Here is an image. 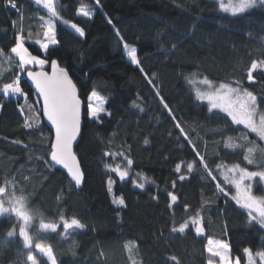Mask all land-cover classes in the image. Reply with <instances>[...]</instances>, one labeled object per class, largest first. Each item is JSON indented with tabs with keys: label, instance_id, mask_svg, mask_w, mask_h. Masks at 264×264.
<instances>
[{
	"label": "trees",
	"instance_id": "trees-1",
	"mask_svg": "<svg viewBox=\"0 0 264 264\" xmlns=\"http://www.w3.org/2000/svg\"><path fill=\"white\" fill-rule=\"evenodd\" d=\"M16 2L24 13L22 20L16 10L5 11L0 7V46L6 50L13 42V21L17 26L22 23L27 34L29 26L38 29V16L45 14L41 9L37 12L29 0ZM81 4L89 7L93 19L76 15ZM57 7L63 19L84 28L85 36L80 38L57 22L60 43L50 46L49 61L56 60L68 71L84 102L83 113L92 90L105 98V107L112 113L102 124L90 121L86 115L82 117V133L74 148L84 173L81 190L70 186L67 176L59 170L50 172L45 181L30 182L29 187L35 188L32 206L43 205L55 213L59 195L63 204L61 210L69 216H77L87 225L67 240L57 237L43 241L51 243L58 264H132V260L137 264H165L168 255H176L180 264H206L207 238L229 243L233 254L242 259L243 246L247 245L253 251L259 249L261 233L258 226H246V217L231 207L227 215L228 233H224V217L216 212L217 208H224L223 198L217 200L213 195L214 187L205 186L208 181L201 178L204 173L199 167L190 180L177 183L175 191L181 197V206L175 218L180 221L186 215L182 211L184 203L190 205L191 213L200 207L202 199L209 200L208 207L212 211L204 214L211 216V222L205 236L194 238L193 233L187 237L178 234L173 237L169 234L166 190H171V181L176 179L175 165L182 163V170H186V164L193 160L195 153L190 146L182 147L177 141L179 129L163 110L145 75L151 77L154 74L155 87L170 104L185 131L194 139L199 133L202 154L205 152L203 141L207 140L210 161L220 163L222 160L228 165L240 162V155H223L229 150L222 147L219 148L221 156H216L220 137L215 134V122L205 120L206 110L193 102L184 78L192 72L203 73L216 82L246 76L250 60L264 54V9L231 17L219 11L216 0H101L100 6L95 0H57ZM108 19H112L115 28L107 23ZM115 29L120 30L127 43L138 49L143 73L128 60ZM36 38L33 32L25 46L44 58L46 54L34 43ZM173 43L177 45L174 53L171 51ZM253 75L257 76V73ZM244 85L257 93L264 89V83L259 80L256 84H248L245 79ZM23 86L30 94L27 103L37 101L27 83ZM133 101L144 110L133 108ZM3 102L5 107L0 110V173L19 175L25 170L35 171L42 165L36 157L52 135L42 117L38 128L26 130L23 127L26 118L36 115L28 108L24 114L20 113L18 104L26 103L23 98L12 97ZM34 107L40 105L34 104ZM193 128L197 131L193 132ZM230 134L240 135L238 132ZM254 137L251 134L249 138ZM145 138L148 144L144 143ZM13 140L22 143L13 144ZM105 151H111L114 158L103 156ZM117 151L130 154L134 160L130 175L140 178L136 175L139 172L155 183L146 184L142 191L132 185V177L121 182L116 175L107 172L105 162L123 166L122 158L115 156ZM210 166L215 168V164ZM248 167L252 169V166ZM43 170L41 167L40 171ZM109 175L116 180L111 194L107 186ZM41 183L45 185L42 191ZM153 194L159 196L158 201L152 199ZM113 195H122L127 207L114 205ZM9 223L7 219L0 220V242L5 238ZM160 230L165 235L157 239ZM129 241L136 245L131 253L124 247ZM18 248L22 249V245L11 241L4 245L5 260L14 257L16 264H21L25 257Z\"/></svg>",
	"mask_w": 264,
	"mask_h": 264
},
{
	"label": "snow or ice",
	"instance_id": "snow-or-ice-1",
	"mask_svg": "<svg viewBox=\"0 0 264 264\" xmlns=\"http://www.w3.org/2000/svg\"><path fill=\"white\" fill-rule=\"evenodd\" d=\"M29 3L36 7L37 12L43 9L45 14L38 16V29L29 26L27 34H25L22 23L17 26L16 21H13V42L7 50L0 46V110L5 107L4 99L23 98L26 103L18 104L20 113L24 114L25 108H28L29 112L36 113L35 116L23 121V127L26 130L38 128L41 117H43L51 124L54 136L36 157L38 161H42V165H38L35 171L25 170L19 175L0 173V177H2L0 179V220L7 219L10 222L5 238L0 242V264H16L14 257H7V261L5 260L7 253L3 251V248L9 241L22 245V249H17L25 257L21 264H45L42 258H46V264H58L51 243L45 244L43 241L57 237L67 240L78 230H84L87 227L77 216H69L66 211L61 210L63 204L60 203L61 196L59 195L56 197L58 203L55 213L45 209L43 205L32 206L35 203V198L32 195L35 188L29 187L30 182L47 180L50 172L54 173L58 170L57 166L66 170L70 177V186L79 188L84 180V173L80 168L77 155L73 151V143L82 133L84 102L81 100L77 86L73 83L68 71L59 67L56 60L49 61L47 54L50 46L60 43L57 39V22L74 30L80 37L85 36V30L77 23L62 18L60 9L57 7V0H29ZM95 4L100 6L101 0H95ZM216 4L221 13L231 17L243 16L254 9H264V0H216ZM0 7L5 11L16 10L20 19H23L24 13L16 0H0ZM76 15L88 20L93 19V12L83 4L77 9ZM107 23L115 28L112 19H108ZM33 32L37 37L34 43L39 45V49L46 54L44 58L33 54L25 46L26 40L32 37ZM115 35L123 45V50L131 64L136 65L143 73L144 69L138 58V49L125 41L119 29H115ZM176 48L177 45L173 43L171 51L174 53ZM49 62L52 69L51 75L45 71L37 72L29 69V66H39L43 69ZM24 73H26V80L22 78ZM254 73H257V76H254ZM145 78L148 85L153 86L154 95L159 97L163 110L174 121V127L179 129L177 141L181 143L182 147L190 146L191 151L195 153L193 160L186 164V170H182V163L175 165L173 171L176 174V179L171 181V190H166L169 234L173 237L177 234L187 237L193 233L195 234L194 238L205 236L206 228L211 222V216L206 217L204 214L205 212L210 214L212 211L208 207L209 200L202 199L200 207L191 213L189 212L190 205L184 203L182 211L186 215L180 221L175 218V213L181 206V197L175 191L177 183L190 180L191 174L199 167L204 173L201 178L208 181L205 186L214 187L213 195L217 197V200L223 198L225 206L223 209L217 208L216 212L224 217L222 229L224 233L226 235L228 233L229 207L246 217V226H258L261 233L260 248L253 251L251 247H244L242 252L243 258H246V264H264V89L257 93L255 89L244 85L245 79L248 84H256L258 80L264 83V54L259 58H252L246 69V76L239 79L216 82L200 72H192L184 78L193 102L197 107L206 110L205 120L215 122V134L220 137L217 142L216 156H221L219 151L221 147L229 150L223 155L241 156L240 162L231 165L225 164L222 160L220 163L209 160L207 140L203 141L205 152L201 153L199 133L197 132V138L194 139L189 132L185 131L170 104L161 96L159 88L155 87L154 74L151 77L146 74ZM27 81H31V85L39 97L32 104L27 103L30 94L23 86ZM34 104H39L40 107H34ZM105 104V98L97 91L92 90L87 96L86 112L83 115H86L94 123L102 124L105 117L112 115ZM132 107L138 108L140 111L144 110L136 101L132 102ZM42 131L40 129L41 134ZM192 131L196 132L197 130L193 128ZM236 132L240 135L234 137L230 134ZM251 134H255L252 139L249 138ZM184 142H187L186 145ZM12 143L21 144L22 141L13 140ZM144 143H149L147 138L144 139ZM130 147L129 145V150ZM103 156L114 158L111 151H105ZM115 156L122 158L123 166L120 163L105 162L104 167L107 172L115 173L121 182L126 181L132 171L134 160L130 154L123 151H117ZM210 164H215V168ZM248 166H252V169L250 170ZM41 167L44 169L43 171H40ZM136 175L140 177V181L132 179L131 183L142 191L145 190L146 184L155 183L154 180H149L142 173L138 172ZM115 183L116 180L109 175L107 186L110 194L113 193ZM44 187L45 185L41 183V191ZM152 199L158 201L159 196L153 194ZM112 203L118 208L127 207L122 195H113ZM164 235V231L160 230L157 239ZM124 247L131 253L136 245L129 241ZM205 250L208 253L206 264H241L242 257L234 256L232 246L227 242L207 238ZM100 255L102 256L103 252ZM129 258L132 259L131 256ZM132 264H137V262L132 260ZM165 264H180V259L176 255H168Z\"/></svg>",
	"mask_w": 264,
	"mask_h": 264
},
{
	"label": "water",
	"instance_id": "water-1",
	"mask_svg": "<svg viewBox=\"0 0 264 264\" xmlns=\"http://www.w3.org/2000/svg\"><path fill=\"white\" fill-rule=\"evenodd\" d=\"M59 67H60V66H59ZM30 70L37 71V72H39V71H45V72H47L49 75H51V73H52V69H51V65H50V63H49V66H48L47 69H46V68H43V69H30ZM24 79L26 80V73H24ZM26 83H27V85L29 86V88L31 89V91H32L34 97L36 98V100H38V99H39L38 94H36L34 87L31 85V81H27ZM77 90H78V89H77ZM78 94H79V92H78ZM83 109H84V105L82 106V117H83ZM42 121H43L45 127L50 131V133H51V135H52V137H53V136H54V130L52 129L51 124H49V123L47 122L46 118H43V117H42ZM81 127H82V124H81ZM79 139H80V135L77 137L76 141L73 143V151H74V148H75V146L77 145ZM80 168H81V167H80ZM57 169H58L59 171H61L63 174H65V175L67 176L68 180L70 181V177H68L66 170H64V169H62V168H59V166H57ZM83 183H84V180H83ZM83 183L81 184V186H80L79 188H77V187H75V188H76L77 190H81V188H82V186H83ZM73 187H74V186H73Z\"/></svg>",
	"mask_w": 264,
	"mask_h": 264
},
{
	"label": "rangeland",
	"instance_id": "rangeland-1",
	"mask_svg": "<svg viewBox=\"0 0 264 264\" xmlns=\"http://www.w3.org/2000/svg\"><path fill=\"white\" fill-rule=\"evenodd\" d=\"M42 11H44L43 9H41ZM128 58V57H127ZM129 60V59H128ZM130 61V60H129ZM48 64H46L45 66H44V68L47 66ZM29 68H38V69H41L39 66H29ZM242 127V126H241ZM254 136H255V134H253ZM114 175H115V173H113ZM130 177H132V179H136V180H138V181H140V178H138V177H135V176H132V175H130L129 176V178ZM142 182V181H141ZM216 241H218V240H216ZM244 247H248L247 245H245V246H243L242 248H244ZM38 254V253H37ZM242 254H243V252H242ZM39 255V254H38ZM234 255V254H233ZM235 256V255H234ZM45 260H46V258H44ZM214 259H218V258H214ZM241 264H246V258H243V259H241Z\"/></svg>",
	"mask_w": 264,
	"mask_h": 264
},
{
	"label": "crops",
	"instance_id": "crops-1",
	"mask_svg": "<svg viewBox=\"0 0 264 264\" xmlns=\"http://www.w3.org/2000/svg\"><path fill=\"white\" fill-rule=\"evenodd\" d=\"M44 12V11H43ZM70 29V28H69ZM72 32H74L75 33V31L74 30H72V29H70ZM77 36H79L77 33H75ZM80 37V36H79ZM80 38H83V37H80Z\"/></svg>",
	"mask_w": 264,
	"mask_h": 264
}]
</instances>
